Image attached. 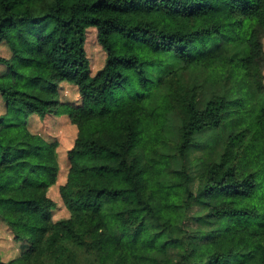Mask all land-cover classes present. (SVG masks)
Returning <instances> with one entry per match:
<instances>
[{
    "label": "trees",
    "instance_id": "1",
    "mask_svg": "<svg viewBox=\"0 0 264 264\" xmlns=\"http://www.w3.org/2000/svg\"><path fill=\"white\" fill-rule=\"evenodd\" d=\"M263 40L264 0H0V264H264ZM31 115L76 127L68 220Z\"/></svg>",
    "mask_w": 264,
    "mask_h": 264
},
{
    "label": "rangeland",
    "instance_id": "2",
    "mask_svg": "<svg viewBox=\"0 0 264 264\" xmlns=\"http://www.w3.org/2000/svg\"><path fill=\"white\" fill-rule=\"evenodd\" d=\"M87 56L92 66V74L103 66L105 55L96 42V31L90 29L86 33ZM264 49V40H263ZM9 52L5 45L0 46V56L7 57ZM4 67L0 65V75H2ZM264 83V71H263ZM61 100L79 103L80 96L75 87L69 84H61L59 86ZM5 112L4 104L0 99V115ZM28 130L32 134L42 136L44 139L57 142V156L59 162V170L56 183L49 188L47 196L53 201L54 206L51 210L52 222L65 221L70 218V212L65 208L60 197V188L65 185L69 170L68 152L73 148L77 130L76 127L62 117L45 116L39 118L37 115H31L26 120ZM30 247L27 241H16L13 234L0 218V259L4 263H8L18 258L21 253Z\"/></svg>",
    "mask_w": 264,
    "mask_h": 264
},
{
    "label": "crops",
    "instance_id": "3",
    "mask_svg": "<svg viewBox=\"0 0 264 264\" xmlns=\"http://www.w3.org/2000/svg\"><path fill=\"white\" fill-rule=\"evenodd\" d=\"M62 118H64V117H62Z\"/></svg>",
    "mask_w": 264,
    "mask_h": 264
}]
</instances>
